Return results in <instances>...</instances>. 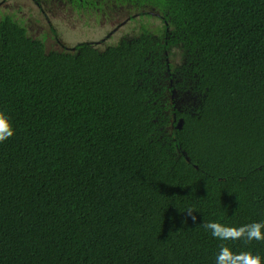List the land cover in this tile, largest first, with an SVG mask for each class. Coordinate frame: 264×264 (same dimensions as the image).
Masks as SVG:
<instances>
[{"label":"trees","instance_id":"obj_1","mask_svg":"<svg viewBox=\"0 0 264 264\" xmlns=\"http://www.w3.org/2000/svg\"><path fill=\"white\" fill-rule=\"evenodd\" d=\"M30 1L87 29L122 9L137 33L54 26L48 47L0 11V264H216L221 244L264 262V240L203 227L264 222V0ZM177 71L192 108H172Z\"/></svg>","mask_w":264,"mask_h":264},{"label":"rangeland","instance_id":"obj_2","mask_svg":"<svg viewBox=\"0 0 264 264\" xmlns=\"http://www.w3.org/2000/svg\"><path fill=\"white\" fill-rule=\"evenodd\" d=\"M0 11H5L6 13L12 12L17 18L23 19L30 35L38 37L41 35H46L48 47H50L49 40L51 39L50 27L54 26L56 27L55 30L57 32L70 30L72 33L73 31L80 32L82 29H84L87 32V36L85 37L86 39L89 38L92 41L97 42L103 38L101 42L106 45H113L117 43L120 37L127 39L136 35L135 33H137L135 31H131L133 23L129 24L126 19L128 12L122 9H119L117 13H110V17H103V14H100L99 22H96L94 18L92 20L89 19V21H93L91 29L82 27V20L80 21V19L70 9V7H65V5L56 2L44 3L43 7H36L30 0H0ZM147 24L149 29H152L155 23L153 20H150L147 22ZM68 34L69 33H67V36ZM78 37H80V34L75 36V38ZM172 60L175 67L179 65L181 61L179 57H175ZM182 81L183 77L178 71L173 75L172 80L169 81V84L174 86V88L171 90V97L173 98L175 105L172 108L179 110L192 108L196 104V97H194L188 91H183L181 87ZM170 102V100H168L165 104L159 102L161 105L159 109L162 115H170V118H168L171 122V106L167 107ZM164 106L166 107L163 110ZM179 124L180 122L178 121L177 126H179Z\"/></svg>","mask_w":264,"mask_h":264},{"label":"clouds","instance_id":"obj_3","mask_svg":"<svg viewBox=\"0 0 264 264\" xmlns=\"http://www.w3.org/2000/svg\"><path fill=\"white\" fill-rule=\"evenodd\" d=\"M14 135V129L8 117L0 112V142L7 140ZM193 220L196 216L188 213ZM211 235L221 241L243 239L245 243L252 240H264V222H253L239 227L227 226L220 222L209 221L203 225ZM216 264H264L258 254L250 251L233 253L227 245L221 244L216 256Z\"/></svg>","mask_w":264,"mask_h":264},{"label":"water","instance_id":"obj_4","mask_svg":"<svg viewBox=\"0 0 264 264\" xmlns=\"http://www.w3.org/2000/svg\"><path fill=\"white\" fill-rule=\"evenodd\" d=\"M181 120H179V122H180ZM180 125V124H179Z\"/></svg>","mask_w":264,"mask_h":264}]
</instances>
